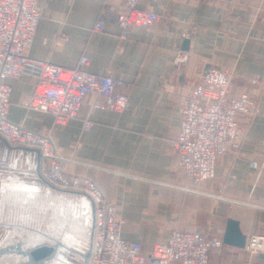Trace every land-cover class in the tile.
<instances>
[{"label":"crops","instance_id":"obj_1","mask_svg":"<svg viewBox=\"0 0 264 264\" xmlns=\"http://www.w3.org/2000/svg\"><path fill=\"white\" fill-rule=\"evenodd\" d=\"M39 5L30 56L65 67L90 56L88 70L123 81L129 107L122 114L93 109L90 96L77 118L54 126L51 114L24 105L37 83L26 74L7 79L12 87L9 118L34 131L51 129L63 149L65 171L93 178L117 204L123 238L139 241L148 256L175 229L223 241L230 218L239 221L247 239L264 235V85L258 96L260 113L238 118L245 127L241 154L219 156L214 179L199 184L189 180L176 167L171 147L180 125L179 101L208 67L234 66L235 94L250 87L255 75L264 81V0H139V8H151L161 19L150 28L132 26L125 39L117 14L126 0H39ZM97 22L104 23L102 31L93 29ZM60 33L68 40H57ZM185 39L190 40L188 50L183 49ZM177 51L188 54L181 65L174 64ZM86 120L93 122L89 130L84 129ZM0 143L7 159L0 174V234L24 223L32 207L36 223L67 222L71 234L64 240L83 241L79 231L69 228L70 213L44 205L42 196L84 199L92 225L90 200L51 188L40 175L35 152L9 147L2 138ZM252 160L260 167L253 168ZM210 264H264V259L246 247L223 243L211 253Z\"/></svg>","mask_w":264,"mask_h":264},{"label":"built area","instance_id":"obj_2","mask_svg":"<svg viewBox=\"0 0 264 264\" xmlns=\"http://www.w3.org/2000/svg\"><path fill=\"white\" fill-rule=\"evenodd\" d=\"M108 0H103L106 3ZM139 0H126L117 14L121 38H128L132 26L150 28L161 16L151 8H139ZM41 9L39 0H0V136L12 147L39 150L40 175L49 184L68 191L84 193L94 206V232L89 258L85 264H210L211 253L223 246V241L200 231L175 229L168 241L157 243L150 255H144L139 241L122 236L124 220L117 204L107 197L93 178L68 174L64 169L63 149L47 132H38L10 120L12 87L8 78L30 74L37 83L24 105L49 113L54 126L66 125L79 116L88 97H93V109H109L124 113L130 95L122 89L123 81L110 73L98 74L88 70L91 57L82 55L78 65L65 67L48 60L32 58V49ZM95 31L104 29L97 22ZM59 41L68 35L60 33ZM188 60V54L177 51L175 65ZM235 68L231 65L209 67L201 80L179 101L180 125L171 147L176 154V167L182 169L194 183L215 178L219 156L241 154L245 127L240 115L253 119L260 113L258 96L264 81L255 75L250 87L235 94L232 81ZM93 126L84 122V129ZM259 168L258 160H252ZM246 248L252 255L264 253V235L248 237Z\"/></svg>","mask_w":264,"mask_h":264},{"label":"water","instance_id":"obj_3","mask_svg":"<svg viewBox=\"0 0 264 264\" xmlns=\"http://www.w3.org/2000/svg\"><path fill=\"white\" fill-rule=\"evenodd\" d=\"M189 43H190L189 39L184 40V45H183L184 50L189 49ZM0 138L2 137L0 136ZM4 142L10 147V145L5 140ZM13 148L24 149L31 152H35L37 154L38 160L41 158V154L37 149L26 148V147H13ZM49 186L58 192L81 195L87 197L90 200L92 206V225H91L88 246L86 247V249L83 248L82 247L83 242L81 240L74 243H70V242L67 243L63 241L62 237L48 238V240H42L33 247L27 248L25 251H23V255L26 257V260L20 262L18 261L17 258H15V256H17L20 253L21 248L18 247L17 249L13 250L12 248L9 247L4 248L3 247L4 244H3V246L0 247V264H69L68 256L71 253L76 254L81 258L80 264H85L87 262L91 252L93 232H94L93 203L91 199L84 193L63 190L51 184H49ZM223 243L238 248L246 247L247 236L242 232L238 220L232 218L228 219L226 230L223 237ZM259 257L264 259V253H260Z\"/></svg>","mask_w":264,"mask_h":264},{"label":"rangeland","instance_id":"obj_4","mask_svg":"<svg viewBox=\"0 0 264 264\" xmlns=\"http://www.w3.org/2000/svg\"><path fill=\"white\" fill-rule=\"evenodd\" d=\"M6 157L3 152V147H1L0 143V174L1 172L5 171L6 167H4V164H6ZM43 204L45 203L47 205H54L58 209H64L67 210V212L70 213V219L68 221L69 228L71 230H74L75 232L79 231L80 235L83 239V245L82 247L86 249L89 243V234H90V219L89 214L87 215V210L85 207V200L82 198H78L77 196H65V195H59L56 194L54 197L49 194H44L42 196ZM30 210L28 212V215L25 219H23L21 222L24 223H32L37 222V220H34L33 217V209L32 207H29ZM63 210V211H64ZM17 220V219H16ZM5 236L0 234V245H2V242H4ZM69 264H80L81 258L80 257H70L68 256Z\"/></svg>","mask_w":264,"mask_h":264},{"label":"flooded vegetation","instance_id":"obj_5","mask_svg":"<svg viewBox=\"0 0 264 264\" xmlns=\"http://www.w3.org/2000/svg\"><path fill=\"white\" fill-rule=\"evenodd\" d=\"M67 222H63L59 226H56L55 223H47L45 226H41L40 223H21L15 227L9 228V232L4 234V248L17 249L21 248L20 253L15 256L18 261L22 262L26 260V257L23 255V251L27 248L33 247L42 240H48V238H61L63 241L71 233L68 232ZM75 235L79 236L78 233ZM59 236V237H58ZM66 242V241H65ZM68 243V242H67ZM70 256V254H69ZM15 260V259H14Z\"/></svg>","mask_w":264,"mask_h":264}]
</instances>
